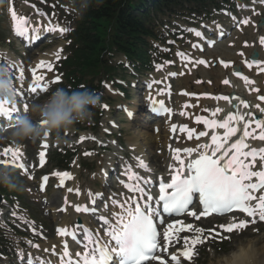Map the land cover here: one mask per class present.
Masks as SVG:
<instances>
[{"label": "rangeland", "instance_id": "374dc122", "mask_svg": "<svg viewBox=\"0 0 264 264\" xmlns=\"http://www.w3.org/2000/svg\"><path fill=\"white\" fill-rule=\"evenodd\" d=\"M0 1L2 4L0 6V36L3 39L0 42V53H3L1 56L12 58L11 65L9 66L10 76L13 80L14 88L22 90V85L27 82V80L24 76L23 79H18L19 75L15 73L16 69L18 67L28 69L32 63H35V61L40 58V56H44V53L54 51V49L59 53V58L63 59L67 55L65 48L68 43L66 39L67 34L71 30L70 28L74 20L79 19L80 15L67 6L74 4L72 0L66 3L64 2L61 4L63 6H59L58 9V3H62L61 1L58 2V0H55V2L54 0ZM245 1L246 0H237L235 2V7L239 9L237 5ZM28 2L35 3L39 11L44 7L47 11L46 14L52 18L53 23L67 28L68 31L62 36H53L51 39H48L38 46L31 54L25 55L20 51L19 44L11 37L9 16L12 15L14 11L17 17L19 13V17L23 16L28 18V20L34 19L31 10L25 5L29 4ZM245 4L248 5V0ZM53 6H55L54 10L52 9ZM224 11L226 10L222 9L219 15H214V17L204 22V27H206V31H208L205 33L206 36H210V33H213L217 25H229L230 20L225 16ZM240 11L241 12L236 16L239 18H249L252 27L245 28V30L244 28L241 29L240 32L235 34L233 40L228 38L223 41V43L213 49V54H211L212 52L206 53L204 55L205 59H211L210 69L207 72H201L198 68L199 66H196L187 73L188 70L186 71L182 68L181 58L177 57L181 52L190 51L191 43L196 40L193 35L188 33V28H195L196 32H201L202 35L204 34V30L202 26H200V21L186 18L185 20H174L172 26L164 31L163 37H166V40L154 44V46H157L162 52V55L167 54L171 57L170 60H168L170 57L167 59L160 57L154 62L155 67L158 66L163 68L161 72L153 71L148 74V76L147 74L143 76L135 75L132 72L131 75L126 74V72H119L117 75H111L112 78L116 77L115 81L117 83L124 86L130 85V89L127 91L126 95H121L119 91L114 88L111 78L104 81L99 79V82H101L102 99L98 108L103 111V116L99 122L97 133L94 134L96 135L95 141L80 140V137H84L85 139L90 136L92 130L88 127H91L93 124L92 119L84 123L75 124L72 130L63 131L59 136L53 134L48 140L49 150L46 163L41 168L37 165L35 168L37 170L36 172H30L27 175H19L16 173L18 180L22 184V189L20 191L9 192L0 188V195L4 196L5 199L4 204L0 207V230L4 233L6 239L5 243L7 246H5V249L14 254V259L12 258L9 261L4 259L5 264H17L16 262L21 251L44 255L45 250H48L50 246L57 247L55 227L60 226L62 222L66 221V225H73L75 219H80L81 222L89 221L86 217L73 214L71 212V207H68L65 215L62 212L60 213V211L58 212V208L55 209L59 203H61L60 200L65 193L64 189H56L58 176L53 175V173L61 172V170L56 169L53 166L54 163L50 161L52 152L56 150L60 152L67 150L75 154L73 157L75 163H72L69 169L73 174V181L66 186L73 190L78 189L80 191L81 197L75 196L74 193L68 194L71 195L70 199L76 201V203L82 201L86 202L89 198V193L94 194L98 191L102 192L105 198L110 194L113 196L115 193L117 194L116 200L119 201L123 198V192L117 184H113L110 187L105 185L106 183L109 184L110 181L115 178L113 175L111 177H103L102 174L107 172L109 167L114 166V171L119 172L128 166L132 173L146 179L145 177L148 173L138 171L134 164L137 158H142L145 160L144 162L148 165V168L152 170L149 171V173L151 174L152 172L154 177L165 172L167 164L169 163L167 157L168 153H166L168 151H164L165 147L163 144H153V140L149 137V135L152 134V127H158L161 133H163V131L159 123L155 124L156 126L150 125L143 110L141 111L138 109L137 105L142 104L141 98L139 97V86H141L144 81L147 82L152 78L153 80L158 78L157 76H170L171 73H174V75L177 76L173 80L174 91L185 89V85L182 84L183 77L191 75V79H188L189 91L195 93L202 92L204 93L203 95H207V92L216 86L213 94L219 95L224 93L225 90L222 83L216 82L219 76L214 64L215 58L222 57L228 59L227 56L230 55L231 58L237 59L240 57L237 56L240 52L251 55L252 51H259V46H256V48L252 47V45L256 43V37L259 35L264 36V33L261 31V19H264V6L254 5L252 10L241 9ZM175 36L178 38L176 39ZM243 43H248L250 45L247 52ZM262 57H264V54L261 55V58ZM53 58H57V54ZM108 60L112 66H116L118 62L123 61L121 56L116 53H112V55L108 57ZM166 61H168L169 64ZM170 61L174 64L170 65ZM4 62L3 64H10L9 61ZM0 64H2L1 61ZM181 71L183 73H181ZM55 78L56 77H52L50 80L48 94L34 96V98L31 96L32 99H29L28 104L30 105L33 101H43L46 99V97L57 88L56 83H51ZM197 84L200 85V89ZM177 99L178 96L176 92H174L172 101L175 104H178L176 103ZM122 105H125L128 110L132 111V119L129 120L126 117V113L119 110ZM141 107H143V105H141ZM21 115L22 114H20V116ZM39 142L40 140L35 143L24 141L21 144L14 145L10 141H0V150L4 147H12V145H14L25 155L28 164L35 165ZM85 153L90 154L85 155ZM49 157L50 160L48 159ZM136 171L139 173H136ZM120 173L123 174L122 172ZM43 174L48 176L49 183L44 194H40L37 189V180L38 177ZM108 174H111L109 169ZM13 195L15 198H13ZM51 199H55V203L52 206L49 204ZM103 201H105V199H103ZM90 224H93V222ZM191 224L203 228H210L214 225L213 221H193ZM254 231L264 232V224L251 226L244 232L229 236L221 246H215V243L209 242L195 251L191 261L180 260L181 264H210L213 253L218 254L222 251H227L232 242L238 237L252 234ZM193 233H196L195 230H193ZM41 238H43V240ZM182 243V239L177 240L176 243H174L177 245L175 249ZM32 245H37L38 247H33ZM26 253H22L23 256Z\"/></svg>", "mask_w": 264, "mask_h": 264}, {"label": "snow or ice", "instance_id": "6c2138e0", "mask_svg": "<svg viewBox=\"0 0 264 264\" xmlns=\"http://www.w3.org/2000/svg\"><path fill=\"white\" fill-rule=\"evenodd\" d=\"M12 20L13 30L18 37H23L31 41L40 38L39 29L29 28L28 18L23 16L18 18L13 11ZM242 23L247 25L249 21L245 19ZM217 27L219 29V26ZM30 31L31 35L29 36ZM43 31H58L60 34H63L68 29L46 28ZM218 34L223 36V31L220 30ZM195 35L202 37L201 32H196ZM206 43L211 47L214 46L215 41L207 39ZM259 43L260 45H264V36L259 38ZM238 55L244 56V53L240 52ZM58 58L59 53H57ZM195 63L207 66V62L204 59L197 60ZM220 63L226 69L230 67V62L221 61ZM245 63L249 68L256 65L260 68V71H264V62L259 60H246ZM42 69L49 73L53 71L52 64L46 63L45 61H40L36 65V68L31 70L32 83L28 87V93L32 94L33 98L38 91L43 94L49 88L48 83L45 82V76L43 74H37ZM232 74L239 76L246 86L255 83L236 69H233ZM23 76L24 71L21 69L18 79H23ZM59 80L60 77L57 76L51 83H58ZM223 83L228 85L230 81L226 78L223 80ZM251 91L259 92L260 90L258 88H252ZM14 94L20 100H23L26 95L24 92L16 90ZM212 98L217 101H227L234 109L237 108V105L233 102L238 100L239 104L245 109H249V111L246 113L229 111L223 119H208L203 116H196L195 122L197 124H203L205 129L211 130V144H200L198 149L185 147L183 152L188 156H191L194 151L199 150L198 157L190 160L187 164H185V161L179 155L181 150L176 149V155L173 159L177 161L179 167L172 169L170 181L160 180L158 198L150 194L154 182L135 175L126 166L124 174L127 175V178L132 183L125 184L124 187L129 192L137 193L138 196L125 197L122 202L116 201L115 197L111 198L112 206L115 207L118 205L120 211L113 212L110 215L101 214L98 217V223L102 228V236L107 239H102L99 232L93 233L91 229H84L82 225H77V228L81 230L80 236L78 237L74 232L71 234V238L78 241L84 251L82 254L81 252H77L76 256L79 259L73 260L70 258L68 246L65 244L63 255L61 256V264H147V262L154 260L158 261L159 264H166V258L156 254L158 249L156 220L158 217L171 219L173 216L180 217L186 213L189 217H195L198 221L201 217H209L212 214L222 215L224 213H232L235 210L251 218L250 222L253 225L257 223V220L264 222V194L256 195L257 192H264V148H250L246 142L248 138L264 141V118L258 119L250 110L252 105L237 95H215ZM258 99L264 101V94L259 95ZM155 103L153 101V104ZM256 108L261 114H264V107L257 104ZM27 109V102L22 103L21 109L18 108L17 102L9 105L6 102L0 101V127L6 122L7 126L11 127L12 123L10 121L17 117L21 110L25 113ZM165 111L167 110L165 109ZM206 111H209L212 117H216L221 109H206ZM253 123L255 125L254 128L252 127ZM241 124L242 128L238 127ZM175 128L176 126L173 125V131H175ZM217 129L224 130L222 136L217 134ZM241 131L242 135L235 142L229 144V141L233 137H237V133ZM180 132L186 133L188 138L191 139L196 130L184 126L180 128ZM207 135L208 131H199L197 139ZM44 138L46 140L48 135L45 134ZM80 140L83 141L84 137H80ZM41 147L47 149L48 144L44 143ZM249 148L250 150H246ZM209 149H211L210 153L208 151ZM218 153L219 155H217ZM89 154L85 153V155ZM0 155L10 158V162L9 159H0V165L5 167L11 166L26 171L25 163L20 162L22 153L19 148L12 149L6 147ZM257 159L260 162V170H252L253 163L251 162H256ZM39 164L40 166L45 164L44 151L39 153ZM138 167L145 171L149 170L148 165L143 161H139ZM53 175L59 177L61 185L64 184L65 180L72 179L70 173L67 171L53 173ZM253 178H255V182H253ZM43 180L46 182L48 177H43ZM43 188L44 185L42 184L41 190ZM68 191L71 193L73 189L69 188ZM89 196L92 206L96 204L98 199L102 198V194L99 193H89ZM196 197H198L199 206L202 207L199 213L191 210L192 205L197 203ZM92 206H85L83 208L76 206L75 211L77 213L82 212L95 216L99 212V209ZM103 207L105 212H107L108 205H104ZM63 210L62 208L61 211ZM160 223L162 225L163 220ZM182 223L180 219H176L167 225L163 235L165 250H167L168 243L170 242L171 230L176 225ZM248 226L249 222L241 219L238 222L221 224L220 229L224 234H228L223 238L228 239L229 235L234 231L247 229ZM190 229H192V225L187 224L177 228L176 231L185 232ZM202 231L201 228H196L195 232L198 235L191 240L185 239L184 250L180 253L184 261H191L196 246L204 243V240L199 235ZM57 232L62 236L69 235L63 228L57 229ZM215 235L219 237L220 232L215 233ZM211 238L208 237V239ZM32 246L38 247L37 245ZM21 256H23L22 253ZM27 264H34L31 256L28 257ZM169 264H181V261L177 259L176 255H172Z\"/></svg>", "mask_w": 264, "mask_h": 264}, {"label": "trees", "instance_id": "16d2710c", "mask_svg": "<svg viewBox=\"0 0 264 264\" xmlns=\"http://www.w3.org/2000/svg\"><path fill=\"white\" fill-rule=\"evenodd\" d=\"M209 3L215 4L214 0H102L100 4L93 0L78 25V46L63 65L70 90H77V85L88 77L91 81L86 82L92 85L101 72H111L112 68L104 60L110 50L147 66L146 38L155 36L149 28L152 14L174 13L183 8L197 11ZM94 89L93 86L88 90ZM56 160V165L60 164L59 155Z\"/></svg>", "mask_w": 264, "mask_h": 264}, {"label": "clouds", "instance_id": "9594fccd", "mask_svg": "<svg viewBox=\"0 0 264 264\" xmlns=\"http://www.w3.org/2000/svg\"><path fill=\"white\" fill-rule=\"evenodd\" d=\"M72 2L77 5V12L83 14L92 6L93 0ZM95 2L100 4L102 0ZM14 92L9 67L0 64V101L14 104ZM99 103L100 97L86 88L68 90L58 87L43 101H33L11 127L0 130V141L18 145L24 141L35 143L45 134L59 136L63 131L72 130L75 124L90 120ZM0 188L9 192L22 189L14 168L0 165ZM210 264H264V232L241 235L227 251L213 253Z\"/></svg>", "mask_w": 264, "mask_h": 264}, {"label": "bare ground", "instance_id": "6f19581e", "mask_svg": "<svg viewBox=\"0 0 264 264\" xmlns=\"http://www.w3.org/2000/svg\"><path fill=\"white\" fill-rule=\"evenodd\" d=\"M50 33H52V32L50 31ZM44 38H46V35L44 36ZM211 54H213V52ZM261 55H263V53H260V56H259V53H258L257 58L261 59ZM44 61L48 62L47 59H45ZM190 64L197 65V63H195L194 61H192V62L190 61ZM242 65H243V68H244V64L243 63H242ZM206 67L208 68L209 64H207ZM216 67H217V69H219V70L216 71V72H218L219 78L224 75L223 73H226V74L228 73L227 76H224L221 79L222 80V85L224 86L223 88L225 90L223 95L234 94V95H237L239 97H242L250 105H252V108L250 110L255 115L258 114L260 116V118H264V114H261L259 112V110L256 108L257 104H259L261 107H264V101L258 102V101L255 100V98L257 96H259L261 94H264V78H263V76L259 77V76L255 75V71L257 70V68L256 69H252V68L248 67L247 69H249L250 72H248L247 69H244L245 70V72L243 73L244 76H247L249 79H251V80H253L255 82L252 85L246 86L244 84L243 80H240L239 78L233 77V75H232L233 69H237V68H233L232 63L230 64V67L227 68V69L226 68L223 69V68H221L219 66H216ZM204 70L205 69H203V71ZM226 78L229 79V81H230V84H228V85H225L223 83V80L226 79ZM187 80H188V78H184L183 82H182V84L185 85L186 88H188V85H187L188 81ZM217 82H218V80H217ZM240 82H243V83H240ZM252 88H258L260 91L259 92H253V91H251ZM214 89H216V87ZM214 89H211V92H208L209 95L207 96V98L203 97L199 93V95H197L196 99L188 100L187 92H186V95H184L183 97L179 98V102H180L179 106H181V107H179V110L183 109L182 108V104L183 103L188 102V101L191 103V108L190 109H185V111H184V113H186L188 115L187 119H183L181 117L179 119V125L187 126L190 129H194L195 127H201L203 129V131H208V135L205 136L204 138L199 139L197 142H195V141H193L192 138L189 139L186 133H183L182 135L177 134L175 136V145H176L177 149L181 150V149H184L185 147H192V148L198 149V146L200 144H205V143L211 144V137H210L211 136V130L205 129L203 124H197L195 122V117L196 116H203V117L208 118V119H213V118H215V119H223L224 116L229 111H232L230 109V105L227 103V101H217V100L212 98V97H214L216 95V94H213V92L215 91ZM145 96H146V93L144 92L143 107H144V104H146L145 103ZM16 102L19 105V100L18 99H16ZM233 103H235L237 105V108H235V110L233 112H237L238 111L239 113H246L247 111H249V109H245L242 105H240L238 100L234 101ZM217 108L221 109V111L217 114L216 117H212L211 113L209 111H206V109L215 110ZM146 116L148 118H150L149 115H146ZM238 127L242 128V124L239 125ZM252 127L254 128L255 125L253 124ZM167 128H168V124L166 125V127H164V132L163 133H158V129H156V128L155 129H151V133L152 134H150L149 137L153 140V144L156 143L158 145L160 143V141H161L162 144H166L167 143V141H165V139H167ZM223 131H224L223 129H217L216 130L217 134L221 135V136L223 135ZM257 134H258V130H257ZM240 135H242V131L238 132L237 133V137H233L231 140H236ZM231 140L229 141V144L232 143ZM246 142L249 144L250 148H252V147H255L257 149L264 148V141H259V140H254L252 138H248V140ZM226 147H227V145H226ZM246 150H248V149H246ZM208 151L210 153L211 149H209ZM175 152H176V149H175ZM196 152H199V150L196 151ZM229 155H231V153H229ZM190 158H192V157H190ZM246 162H250V161H246ZM251 163H253V162H251ZM172 164H173V162L169 166H172ZM66 201H67V203H70V196L69 195L65 196V203H63V202L59 203V205L55 209H57L61 205H65L66 206L67 205ZM54 203H55V199H51L49 204L52 206ZM112 208H114V207L112 206ZM115 211L116 210H114V211L112 210V212H115ZM65 223H66V221L62 222V224H61L62 226H59V227L64 228L65 227L64 226ZM98 225H99V223H98ZM58 238L60 240L61 237H58ZM56 240H57V238H56ZM57 242H58V240H57ZM59 250H60L59 252H61V253H58V254L62 256L64 249L59 247ZM59 262H61V260ZM37 263H40V262H37Z\"/></svg>", "mask_w": 264, "mask_h": 264}]
</instances>
